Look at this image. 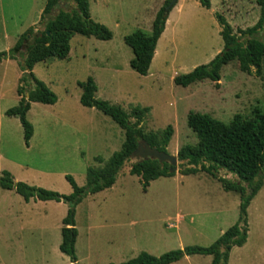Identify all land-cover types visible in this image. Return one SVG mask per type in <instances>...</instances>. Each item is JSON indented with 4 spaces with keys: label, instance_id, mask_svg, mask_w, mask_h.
Here are the masks:
<instances>
[{
    "label": "rangeland",
    "instance_id": "rangeland-1",
    "mask_svg": "<svg viewBox=\"0 0 264 264\" xmlns=\"http://www.w3.org/2000/svg\"><path fill=\"white\" fill-rule=\"evenodd\" d=\"M167 1L89 0L92 19L106 26L112 39L75 35L68 59L53 58L34 67L35 77L57 96V103L30 102L27 119L34 135L29 146L20 119L6 113L19 106L20 87L23 93L34 87L29 80L21 83L23 57L0 62V175L7 171L16 183L70 196L73 189L67 176L84 188L88 170L104 167L122 150L126 139L122 128L99 110L81 104L80 84L90 78L97 85V100L128 114L150 109L139 125L146 134H161L172 127L174 135L166 150L171 156L198 144L188 125L191 113L229 124L236 116L252 119L256 108L264 112V59L261 75L255 68L252 74L242 72L236 60L223 67L218 83L206 80L187 88L175 83L178 76L208 65L224 51L217 15L248 45L250 37L242 32L255 27L262 14L256 0H210V9L201 0H179L168 16L149 74L141 76L132 69L134 53L125 38L137 31L151 34ZM46 2L0 0V53L13 49L29 29L45 30L49 18L58 13L41 20ZM61 8L71 11L75 3L62 0ZM256 37L262 39L263 31ZM22 51L26 54V49ZM130 121L136 123L134 118ZM135 163L132 158L125 164L112 188L89 194L75 207L78 264H123L142 253L161 257L187 247L208 248L239 222L240 194L226 192L208 173L184 175L195 167L179 161L173 177L147 185L142 177L131 175ZM217 177L241 182L225 170ZM69 211L64 202L34 198L26 203L15 191L0 189V264H72L60 251ZM247 221V243L232 250L229 264H264V181L247 209ZM212 262L210 256L197 255L174 264Z\"/></svg>",
    "mask_w": 264,
    "mask_h": 264
},
{
    "label": "trees",
    "instance_id": "trees-1",
    "mask_svg": "<svg viewBox=\"0 0 264 264\" xmlns=\"http://www.w3.org/2000/svg\"><path fill=\"white\" fill-rule=\"evenodd\" d=\"M61 1L47 0L41 20L51 16L54 11H58V13L55 17L49 18L43 32L35 33L34 29L31 28L21 36L13 49L9 52L0 53V62L8 58L18 60L19 57H23L24 64L22 67L25 76L21 78V83L29 80L30 86L33 85L34 87L25 93L20 87L18 89L19 106L6 113L9 117L20 119L28 146L34 135V128L27 119L31 107L30 102L44 105L57 103V96L35 77L34 67L53 58L68 59L71 53V40L75 35L95 37L101 41L112 39V33L109 29L92 19L89 0H73L75 8L71 11L62 8L56 9V5L60 4ZM256 2L262 9L259 23L242 32L244 36L250 37L248 45L244 46V43L234 34L233 28L227 20L223 16L217 15L222 27L221 36L225 43L224 51L208 65L200 66L189 74L178 76L175 79L176 85L187 88L206 80L218 83L221 81L223 67L236 60L239 62L242 72L252 74V68H255V73L261 75L264 59V0H256ZM170 3L171 0H168L157 14L151 34L137 31L125 38L126 44L134 53L131 67L141 76L149 74L158 42L165 31L168 20V17L165 16L166 8ZM201 4L207 9L211 8L210 0H201ZM260 30L263 31L262 39L256 37ZM30 37H33L32 41H29ZM23 49H26V54L22 53ZM80 87L83 90L81 104L86 108H95L112 118L125 132L126 139L122 150L115 153L104 167L89 169L87 186L84 188L79 187L71 176H67V181L73 189L70 196L32 187L21 182L15 183L14 177L7 171L2 172L0 176V187L3 190L15 191L26 203L37 198L44 202L55 201L69 204L70 211L63 221L60 251L71 259L72 264H78L76 255L78 231L75 223V207L89 194H97L112 188L117 182L120 171L132 159L139 143L147 142L152 148L167 153V147L174 135L172 127L161 134H146L139 127L150 113L148 108H137L128 114L121 107L97 100L95 98L97 85L92 78L86 83H81ZM131 118L136 119L135 124L131 123ZM188 125L197 135L199 141L196 146H185L178 152L179 161L187 162L189 166L195 167L187 169L184 175H195L200 171L208 173L218 179L226 192L240 194L242 199L240 220L211 247H187L184 250L172 251L161 257L142 253L137 258L123 264H174L186 256L197 255L213 257L212 264H228L232 249L243 247L247 243L249 231L247 209L262 188L264 181V112L256 108L252 119L243 120L241 116H236L229 124L214 119L208 114L191 113L188 118ZM206 163L209 166H205ZM199 166H201L200 169ZM221 170L236 175L246 186H243L241 182L235 183L218 178L217 173ZM130 173L133 176L142 177L147 185L159 178L175 175L171 172L169 164H162L156 160L135 163Z\"/></svg>",
    "mask_w": 264,
    "mask_h": 264
},
{
    "label": "water",
    "instance_id": "water-1",
    "mask_svg": "<svg viewBox=\"0 0 264 264\" xmlns=\"http://www.w3.org/2000/svg\"><path fill=\"white\" fill-rule=\"evenodd\" d=\"M178 2L179 0H172V2L166 8V15H165L166 17L169 16L170 12ZM59 8H60V4H57L56 9ZM64 8H67V6L65 5ZM132 158L136 160V163L146 160H156L162 164L167 163L171 166L172 173H176L178 171L179 160L177 156H171L167 153L160 152L156 148H152L147 142L139 143L138 148L134 151Z\"/></svg>",
    "mask_w": 264,
    "mask_h": 264
},
{
    "label": "crops",
    "instance_id": "crops-1",
    "mask_svg": "<svg viewBox=\"0 0 264 264\" xmlns=\"http://www.w3.org/2000/svg\"><path fill=\"white\" fill-rule=\"evenodd\" d=\"M167 22H168V20H167ZM166 26H167V23H166ZM166 32V27H165V31H164V33ZM163 33V34H164ZM163 36V35H162ZM162 38V37H161ZM160 41V40H159ZM222 80V79H221ZM199 141V140H198ZM180 151V150H179ZM1 176V175H0ZM15 181V180H14ZM16 183V182H15ZM0 189H2L1 187H0ZM3 190V189H2ZM4 191H7V190H4ZM236 248V247H235ZM234 249V248H233ZM232 249V250H233ZM232 252V251H231ZM231 252H230V254H231ZM213 258V257H212ZM229 260H230V256H229ZM228 264H229V262H228Z\"/></svg>",
    "mask_w": 264,
    "mask_h": 264
}]
</instances>
